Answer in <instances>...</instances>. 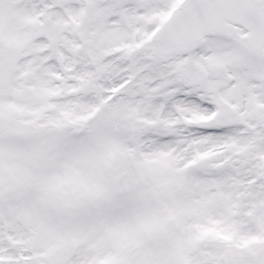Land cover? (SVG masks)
Instances as JSON below:
<instances>
[{"label":"snow or ice","instance_id":"snow-or-ice-1","mask_svg":"<svg viewBox=\"0 0 264 264\" xmlns=\"http://www.w3.org/2000/svg\"><path fill=\"white\" fill-rule=\"evenodd\" d=\"M0 264H264V0H0Z\"/></svg>","mask_w":264,"mask_h":264}]
</instances>
